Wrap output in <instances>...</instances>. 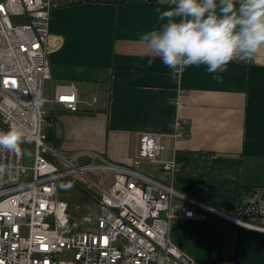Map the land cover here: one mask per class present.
<instances>
[{"label":"crops","instance_id":"0c3cea01","mask_svg":"<svg viewBox=\"0 0 264 264\" xmlns=\"http://www.w3.org/2000/svg\"><path fill=\"white\" fill-rule=\"evenodd\" d=\"M169 7L89 0L53 11L50 80L73 83L79 103L74 113L53 110L45 134L57 150L92 151L120 165L137 154L139 134H160L159 159L174 161V172L146 161L138 170L236 216L239 206L264 194V48L249 64L228 63L219 81L204 66L177 75L139 39L164 23L157 9ZM176 117L186 121L188 136L173 141L168 133ZM147 163L157 169L143 172ZM167 234L197 264H223L224 252L231 264H264V233L219 217L173 219Z\"/></svg>","mask_w":264,"mask_h":264},{"label":"built area","instance_id":"2783aa9c","mask_svg":"<svg viewBox=\"0 0 264 264\" xmlns=\"http://www.w3.org/2000/svg\"><path fill=\"white\" fill-rule=\"evenodd\" d=\"M85 1L0 0V130L20 126L28 133L21 153L0 151V264H197L169 239L173 219L215 216L264 233V201L257 194L237 208L236 216H228L140 172L142 161L174 172V161L159 159L160 134H139L137 154L129 165L86 150L64 157L47 144L50 113H37L33 99L51 79L49 22L62 4ZM250 59L236 57L229 63L249 64ZM46 103L77 112L74 84H54ZM186 126L176 117L168 136L173 141L186 138ZM24 144L33 152L29 177L22 164ZM74 176L88 183L81 191L93 199L85 206L79 230L71 229L72 213L57 198L59 181Z\"/></svg>","mask_w":264,"mask_h":264},{"label":"clouds","instance_id":"9594fccd","mask_svg":"<svg viewBox=\"0 0 264 264\" xmlns=\"http://www.w3.org/2000/svg\"><path fill=\"white\" fill-rule=\"evenodd\" d=\"M158 2L170 5L164 11L157 9L158 19L164 23L143 32L139 39L171 70L183 73L190 66H204L219 81L229 61L250 58L264 48V0ZM45 103V97L36 93L33 107L37 113ZM27 135L20 126L0 130V151L21 153L20 145Z\"/></svg>","mask_w":264,"mask_h":264},{"label":"rangeland","instance_id":"374dc122","mask_svg":"<svg viewBox=\"0 0 264 264\" xmlns=\"http://www.w3.org/2000/svg\"><path fill=\"white\" fill-rule=\"evenodd\" d=\"M55 82L51 80H45L43 82V91L42 95L45 97V99H50L52 95V88L54 86ZM52 105L49 103H45L42 106V109L52 113L53 110H62L64 111L63 107L61 105ZM54 107V108H53ZM53 108V109H52ZM49 125L46 126V128H49L50 123H52L53 120L51 118H48ZM46 131L49 132V129H46ZM47 139V135H46ZM47 144L51 146L50 141L47 139ZM27 152V154H23L24 152ZM62 156L67 157L70 153H65L63 151L57 150ZM53 161V159H51ZM22 164L23 167L27 169V177L30 176V168L33 165V152L30 146L28 145H22ZM145 167V170H144ZM143 172L145 173H151L154 170L157 169L156 165L148 164L142 165L140 167ZM151 171V172H150ZM88 183L80 176H74L71 178H64L61 179L57 186V198L61 201H64L67 203L68 206V212L72 213L71 218L69 219V223L71 226V229H73L75 226H78L74 228V230H79L81 228V221L83 216L85 215V211L87 207H85L87 204H92L93 199L88 196L85 191H81V187L87 188ZM91 193L96 195V190L91 189Z\"/></svg>","mask_w":264,"mask_h":264},{"label":"trees","instance_id":"16d2710c","mask_svg":"<svg viewBox=\"0 0 264 264\" xmlns=\"http://www.w3.org/2000/svg\"><path fill=\"white\" fill-rule=\"evenodd\" d=\"M47 139H48V141H50L51 140V136L47 135ZM220 255H223L224 256L223 264H231L232 256H231L230 253L224 252V253H221ZM215 263L217 264V261L216 260H215Z\"/></svg>","mask_w":264,"mask_h":264},{"label":"water","instance_id":"95a60500","mask_svg":"<svg viewBox=\"0 0 264 264\" xmlns=\"http://www.w3.org/2000/svg\"><path fill=\"white\" fill-rule=\"evenodd\" d=\"M260 198L264 199V194H261V195H260Z\"/></svg>","mask_w":264,"mask_h":264},{"label":"snow or ice","instance_id":"6c2138e0","mask_svg":"<svg viewBox=\"0 0 264 264\" xmlns=\"http://www.w3.org/2000/svg\"><path fill=\"white\" fill-rule=\"evenodd\" d=\"M64 97H62V99H63Z\"/></svg>","mask_w":264,"mask_h":264}]
</instances>
